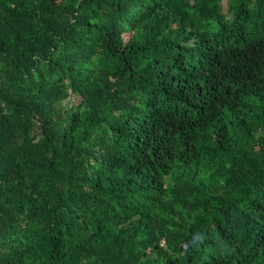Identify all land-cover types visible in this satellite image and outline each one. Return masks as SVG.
<instances>
[{"label": "trees", "instance_id": "16d2710c", "mask_svg": "<svg viewBox=\"0 0 264 264\" xmlns=\"http://www.w3.org/2000/svg\"><path fill=\"white\" fill-rule=\"evenodd\" d=\"M0 264H264V0H0Z\"/></svg>", "mask_w": 264, "mask_h": 264}]
</instances>
